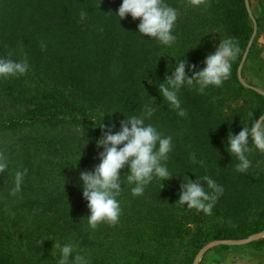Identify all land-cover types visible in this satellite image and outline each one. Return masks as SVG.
I'll return each instance as SVG.
<instances>
[{"label": "trees", "instance_id": "obj_1", "mask_svg": "<svg viewBox=\"0 0 264 264\" xmlns=\"http://www.w3.org/2000/svg\"><path fill=\"white\" fill-rule=\"evenodd\" d=\"M165 2L179 13L170 45L139 33L138 19L120 20L121 0H0V57L29 64L0 76V264H56L53 240L72 243L88 264H195L214 241L264 231V152L253 145L250 167L238 171L225 148L229 128L264 115V93L239 76L254 31L247 1ZM212 37L239 45L230 77L203 92L182 86L179 115L158 84L176 60L202 67ZM145 104L155 109L146 122L172 137L165 163L174 176L154 177L139 195L122 180L119 220L93 228L79 172L99 162L103 119L119 130L124 113L139 115ZM17 171L24 175L13 191ZM206 175L222 187L210 213L177 201L183 178Z\"/></svg>", "mask_w": 264, "mask_h": 264}, {"label": "clouds", "instance_id": "obj_2", "mask_svg": "<svg viewBox=\"0 0 264 264\" xmlns=\"http://www.w3.org/2000/svg\"><path fill=\"white\" fill-rule=\"evenodd\" d=\"M192 3H198V0H192ZM115 13L120 20L128 15L133 20L138 19V32L156 38L161 44L170 45L176 39L173 28L179 13L177 8L165 0H121ZM80 18H86L84 11H81ZM215 39L212 37L214 51L207 53L202 67L197 62L188 63L186 58L176 60L174 67L168 68L164 80L158 84L163 99L176 108L179 115L185 114L178 96V90L182 86L194 85L203 92L209 85L219 86L230 77L232 61L240 51L239 45L232 37L219 39L218 45L215 44ZM28 69L26 59L0 57V76L21 75ZM154 111L151 104H145L143 112L139 115L124 113V118L119 119V130L116 128V120L110 119L109 123L105 124L103 119L99 126L101 136L96 140L97 147L101 149L97 153L99 162L89 170H81L78 180L82 195L87 201V220L91 227H96L100 222L116 223L119 220L121 205L118 196L125 186V181L133 185L131 192L139 195L154 177L166 181L174 176L165 163L173 148L172 137L163 135L156 126L146 122ZM242 125L239 132L229 128L225 142L226 150L231 155L235 154L238 160V171H245L250 167L248 153L253 145L264 152V115H259ZM80 138L85 146L88 143L85 128ZM125 166L127 172L122 176L121 170ZM6 167V161L0 158V170ZM23 175V172H16L13 191L19 190ZM205 184L214 191H206ZM220 191L222 187L210 176H196L195 179L187 176L186 179L183 178L177 201L189 208L210 213L216 194ZM53 241L56 264H88L84 255L75 252L72 243Z\"/></svg>", "mask_w": 264, "mask_h": 264}, {"label": "rangeland", "instance_id": "obj_3", "mask_svg": "<svg viewBox=\"0 0 264 264\" xmlns=\"http://www.w3.org/2000/svg\"><path fill=\"white\" fill-rule=\"evenodd\" d=\"M253 22V35L246 49L239 76L242 81L264 93V0H246ZM264 240V231L252 234L248 239H225L205 246L195 264H264V241L246 244L252 240ZM226 242L232 246L214 250L212 246Z\"/></svg>", "mask_w": 264, "mask_h": 264}, {"label": "water", "instance_id": "obj_4", "mask_svg": "<svg viewBox=\"0 0 264 264\" xmlns=\"http://www.w3.org/2000/svg\"><path fill=\"white\" fill-rule=\"evenodd\" d=\"M246 240V239H245ZM205 248V247H204ZM197 259V258H196ZM195 263H196V261H195Z\"/></svg>", "mask_w": 264, "mask_h": 264}]
</instances>
